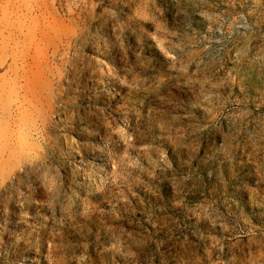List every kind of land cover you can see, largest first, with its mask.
<instances>
[{"label": "rangeland", "instance_id": "rangeland-1", "mask_svg": "<svg viewBox=\"0 0 264 264\" xmlns=\"http://www.w3.org/2000/svg\"><path fill=\"white\" fill-rule=\"evenodd\" d=\"M0 264H264V0H0Z\"/></svg>", "mask_w": 264, "mask_h": 264}]
</instances>
